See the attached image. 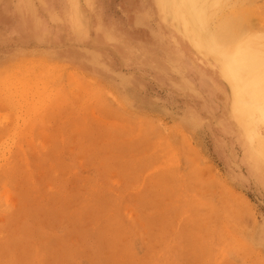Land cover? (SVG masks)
<instances>
[{
	"label": "rangeland",
	"instance_id": "1",
	"mask_svg": "<svg viewBox=\"0 0 264 264\" xmlns=\"http://www.w3.org/2000/svg\"><path fill=\"white\" fill-rule=\"evenodd\" d=\"M164 5L10 0L0 264H264V96Z\"/></svg>",
	"mask_w": 264,
	"mask_h": 264
},
{
	"label": "bare ground",
	"instance_id": "2",
	"mask_svg": "<svg viewBox=\"0 0 264 264\" xmlns=\"http://www.w3.org/2000/svg\"><path fill=\"white\" fill-rule=\"evenodd\" d=\"M245 2L246 0H225L224 3H222V0H165L164 5L165 10H170L174 19L197 42V46L208 48L222 61L225 59L222 62L223 68L237 90V111L243 98L246 97V90L249 89L252 92L255 86L258 93H260L259 96H264V47L262 46L263 50L259 47L261 48L259 50L256 48L257 46H252L259 44L254 43L259 36L255 37L249 32L250 26L254 23H248L251 21L247 18L249 15L243 13L246 6ZM215 9L222 13L223 17H217L214 13ZM225 11H231L232 14H226ZM205 26H208L211 31L203 33ZM253 27H251L252 30H255ZM261 37L263 35H260ZM243 42L246 45H241ZM235 44L237 48L233 52L232 50L228 52L227 50ZM228 56H234V58L238 56V60L243 64L237 66L235 60H232L233 62L229 61V64L227 60L232 58H228ZM240 77L244 80L241 86ZM250 124L248 123V125Z\"/></svg>",
	"mask_w": 264,
	"mask_h": 264
},
{
	"label": "crops",
	"instance_id": "3",
	"mask_svg": "<svg viewBox=\"0 0 264 264\" xmlns=\"http://www.w3.org/2000/svg\"><path fill=\"white\" fill-rule=\"evenodd\" d=\"M3 3V5H1ZM14 11H11L10 0L1 1L0 0V25L8 24L10 25L15 20Z\"/></svg>",
	"mask_w": 264,
	"mask_h": 264
}]
</instances>
